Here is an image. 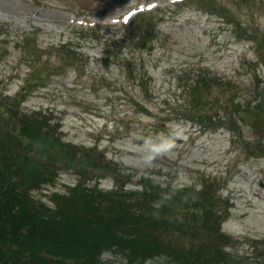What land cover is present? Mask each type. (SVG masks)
I'll use <instances>...</instances> for the list:
<instances>
[{"label": "rangeland", "instance_id": "rangeland-1", "mask_svg": "<svg viewBox=\"0 0 264 264\" xmlns=\"http://www.w3.org/2000/svg\"><path fill=\"white\" fill-rule=\"evenodd\" d=\"M213 5L220 9L208 11ZM145 10L154 11L136 15ZM201 71L235 83L214 85L205 109L232 113L238 134L201 132L185 119L193 103L184 85ZM26 91L23 111L47 114L68 141L99 143L132 176V188L145 176L178 185L221 178L216 193L226 200L223 229L232 237L227 264L264 258V151L257 148H264V125L252 123L262 113L243 121V111L225 103L236 93L264 105V0H0V94ZM173 128L181 138L174 152L146 167L144 138ZM76 179L64 170L34 193L65 190ZM103 258L125 261L108 251Z\"/></svg>", "mask_w": 264, "mask_h": 264}, {"label": "trees", "instance_id": "trees-1", "mask_svg": "<svg viewBox=\"0 0 264 264\" xmlns=\"http://www.w3.org/2000/svg\"><path fill=\"white\" fill-rule=\"evenodd\" d=\"M211 8L220 9L213 5L207 10ZM233 83L207 71L191 77L184 91L193 106L184 112L185 119L204 130L238 134L232 113L205 109L214 85L226 90ZM26 95L0 94V264H143L162 254L168 264H227L233 258L226 249L232 237L221 232L227 210L226 200L216 193L221 178L202 175L192 185H178L145 176L132 188V176L124 175L97 145L66 141L47 114L23 111ZM254 100H238L235 93L225 103L233 113L236 106L242 110L243 121L260 109L262 115L252 122L260 128L264 105H252ZM64 170L77 176L75 184L35 195ZM106 176L114 179L112 189L98 186ZM173 184L179 189L175 194ZM107 251L125 261L103 258ZM258 261L264 264V258Z\"/></svg>", "mask_w": 264, "mask_h": 264}, {"label": "clouds", "instance_id": "clouds-1", "mask_svg": "<svg viewBox=\"0 0 264 264\" xmlns=\"http://www.w3.org/2000/svg\"><path fill=\"white\" fill-rule=\"evenodd\" d=\"M159 135L155 137H145L142 141L143 150V161L146 167L150 168L156 160L169 156L172 154L176 148V140L180 138L179 130L173 128L169 134L158 138ZM173 193L179 189L173 184Z\"/></svg>", "mask_w": 264, "mask_h": 264}, {"label": "snow or ice", "instance_id": "snow-or-ice-1", "mask_svg": "<svg viewBox=\"0 0 264 264\" xmlns=\"http://www.w3.org/2000/svg\"><path fill=\"white\" fill-rule=\"evenodd\" d=\"M150 7H151V6H150ZM129 15H131V13H130ZM125 19L127 20V19H128V17H125Z\"/></svg>", "mask_w": 264, "mask_h": 264}, {"label": "water", "instance_id": "water-1", "mask_svg": "<svg viewBox=\"0 0 264 264\" xmlns=\"http://www.w3.org/2000/svg\"><path fill=\"white\" fill-rule=\"evenodd\" d=\"M176 141H180V139L178 138Z\"/></svg>", "mask_w": 264, "mask_h": 264}]
</instances>
